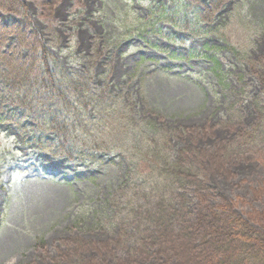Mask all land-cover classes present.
<instances>
[{
	"label": "rangeland",
	"instance_id": "rangeland-1",
	"mask_svg": "<svg viewBox=\"0 0 264 264\" xmlns=\"http://www.w3.org/2000/svg\"><path fill=\"white\" fill-rule=\"evenodd\" d=\"M16 1L0 5V67L19 80L0 75V264H168L158 247L150 257L134 250L148 240L134 236L143 229L135 191L150 174L135 146L171 130L173 155L214 148L259 122L264 0ZM45 49L54 82L42 79ZM73 76L89 80L95 104L64 99ZM190 161L212 204L252 224L264 213V144L224 168ZM191 208L195 224L199 199Z\"/></svg>",
	"mask_w": 264,
	"mask_h": 264
},
{
	"label": "trees",
	"instance_id": "trees-1",
	"mask_svg": "<svg viewBox=\"0 0 264 264\" xmlns=\"http://www.w3.org/2000/svg\"><path fill=\"white\" fill-rule=\"evenodd\" d=\"M5 1L8 0H0L2 7ZM10 2L14 6L23 4L16 0ZM10 9L16 10L12 6ZM44 52L45 54L41 56L43 65L40 69L43 74L42 79L46 80L50 76L54 82V74L48 59L49 52L46 49ZM258 73L264 86V72ZM8 74L9 71L0 67V75H3L8 82L13 84L19 82L16 78H9ZM75 76L69 79L72 80L69 83L72 86L66 89L64 99L67 92H72L77 102L84 100L88 105L95 104L94 100L98 95L88 96L89 89L85 90L83 87L89 84V80L81 85L75 81ZM77 77L82 78L83 75ZM24 80L25 78L21 79ZM55 83H52V87ZM254 102L259 114V122L253 128L239 132L235 142H227L214 148L186 145L173 155L168 140L172 131L167 130L163 136L149 137L144 144L135 146V150L139 151V161L143 160L150 172L148 177L142 180L138 192L135 191L140 197L137 201H143L139 205L142 209L139 214L143 229L138 228L134 236H140L141 239L148 238L134 249L135 252L150 257L153 253L149 247H158V252L171 260L168 264H203V262L204 264H264V213L254 212L250 215V219L255 221L257 226L237 214L235 210L227 209L225 205L212 204L213 195L210 187L203 179L200 170L190 161L191 156H196L206 159L212 166L224 168L236 156L245 154L251 143L264 144V107L259 96H256ZM199 130L206 132V128ZM195 199H199L201 209L194 224L191 204ZM195 225H199L204 231H198ZM124 231L126 230L123 229L121 234H124ZM199 233H202V242L205 246L202 251H197L196 234ZM121 238L120 236L112 244H121L123 240ZM148 241H150L149 245H147ZM74 242L79 247L97 244L104 249L111 247L110 241L94 243L77 238ZM77 264L102 263L93 258L79 256Z\"/></svg>",
	"mask_w": 264,
	"mask_h": 264
}]
</instances>
